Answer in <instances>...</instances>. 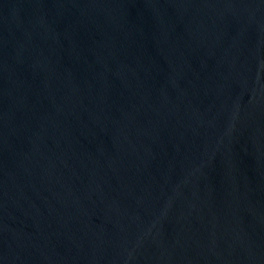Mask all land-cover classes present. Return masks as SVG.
<instances>
[{
    "label": "water",
    "instance_id": "95a60500",
    "mask_svg": "<svg viewBox=\"0 0 264 264\" xmlns=\"http://www.w3.org/2000/svg\"><path fill=\"white\" fill-rule=\"evenodd\" d=\"M0 264H264V0H0Z\"/></svg>",
    "mask_w": 264,
    "mask_h": 264
}]
</instances>
